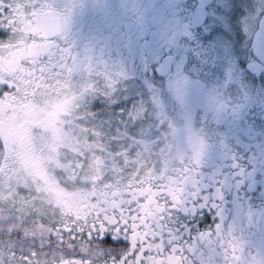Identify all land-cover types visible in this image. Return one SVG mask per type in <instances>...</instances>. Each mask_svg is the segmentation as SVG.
Wrapping results in <instances>:
<instances>
[{
  "label": "flooded vegetation",
  "instance_id": "af4514ba",
  "mask_svg": "<svg viewBox=\"0 0 264 264\" xmlns=\"http://www.w3.org/2000/svg\"><path fill=\"white\" fill-rule=\"evenodd\" d=\"M263 14L264 0H0L2 178L30 172L51 213L38 248H0V264H264ZM96 113L116 148L50 181L38 137L83 145ZM14 218L2 206L0 241Z\"/></svg>",
  "mask_w": 264,
  "mask_h": 264
},
{
  "label": "rangeland",
  "instance_id": "374dc122",
  "mask_svg": "<svg viewBox=\"0 0 264 264\" xmlns=\"http://www.w3.org/2000/svg\"><path fill=\"white\" fill-rule=\"evenodd\" d=\"M103 107V101L97 100L92 108L95 109V111L96 109L98 111V109H103ZM97 114L98 113L94 115L93 119H90V124L92 126L90 131L79 130V138L89 136L84 139L86 142L83 145L82 142L80 146L75 144L71 145L66 143L65 140H62L58 143V146H56L53 139L46 135H42L41 138L38 137L41 144L43 143L46 147L49 145L45 155L48 160H52L53 165L47 173V175L50 176V181L55 182L60 176H62L61 174L56 173L54 170V164L58 165L62 163L64 167H70L72 163L78 164L80 162L78 158L81 156L88 161L92 156H96V151L98 149L105 150L107 148H116L117 139L121 138L120 133H113V127L103 123L102 115L106 113ZM111 114L113 115L115 113ZM18 154L22 157L26 156V159L28 158L26 163L30 165L33 172L39 170L40 162H36L34 156L33 159L28 157L26 151L19 147ZM13 157L15 156L11 150L2 147L0 144V211L2 210V206L12 212L14 211L15 218L13 231L22 235L19 236V238L28 239L29 241H27L28 244L26 246H22L21 241H16L14 244L9 240L0 241V248H8L13 249L15 252L26 253L35 251L38 248L37 240L41 239L40 237L44 234L42 229V224H44V222H42L40 218L43 216H50L51 213L49 210H44L40 204L35 202V195L38 192L39 187L34 182L30 172H18L14 175L11 174L3 180L2 177L7 166L12 163ZM3 185H6V187L2 188ZM7 206H9V208H7ZM34 207L36 210H34ZM1 231L5 234L9 233V230ZM17 237L18 236L14 235V238ZM13 256L17 257L15 254ZM14 259L16 261H13V264H23L21 260Z\"/></svg>",
  "mask_w": 264,
  "mask_h": 264
},
{
  "label": "water",
  "instance_id": "95a60500",
  "mask_svg": "<svg viewBox=\"0 0 264 264\" xmlns=\"http://www.w3.org/2000/svg\"><path fill=\"white\" fill-rule=\"evenodd\" d=\"M260 27L262 28V35L260 39V43L258 46L255 48V52L258 55H263L264 56V14L260 20Z\"/></svg>",
  "mask_w": 264,
  "mask_h": 264
},
{
  "label": "trees",
  "instance_id": "16d2710c",
  "mask_svg": "<svg viewBox=\"0 0 264 264\" xmlns=\"http://www.w3.org/2000/svg\"><path fill=\"white\" fill-rule=\"evenodd\" d=\"M14 235L18 236V237L16 238V241L18 242L19 236H21V235H20L19 233H14Z\"/></svg>",
  "mask_w": 264,
  "mask_h": 264
},
{
  "label": "snow or ice",
  "instance_id": "6c2138e0",
  "mask_svg": "<svg viewBox=\"0 0 264 264\" xmlns=\"http://www.w3.org/2000/svg\"><path fill=\"white\" fill-rule=\"evenodd\" d=\"M121 111H122V109H121ZM191 223V221H189V224Z\"/></svg>",
  "mask_w": 264,
  "mask_h": 264
}]
</instances>
